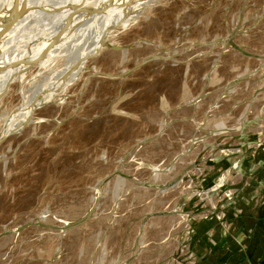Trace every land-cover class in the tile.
Here are the masks:
<instances>
[{
    "label": "rangeland",
    "instance_id": "374dc122",
    "mask_svg": "<svg viewBox=\"0 0 264 264\" xmlns=\"http://www.w3.org/2000/svg\"><path fill=\"white\" fill-rule=\"evenodd\" d=\"M146 2L0 143V264H187L230 191L219 163L264 149V0ZM45 17L6 50L36 47ZM90 31L9 80L0 134Z\"/></svg>",
    "mask_w": 264,
    "mask_h": 264
},
{
    "label": "bare ground",
    "instance_id": "6f19581e",
    "mask_svg": "<svg viewBox=\"0 0 264 264\" xmlns=\"http://www.w3.org/2000/svg\"><path fill=\"white\" fill-rule=\"evenodd\" d=\"M49 1L50 0H0V98L7 90L9 80L11 79L12 81L15 75H20V70H22V68L26 65L29 66V64H31L29 63V60L35 58V56L42 51L44 45L47 44L48 46L49 43H51L53 46L49 51L47 50L49 47L46 49L48 53L44 50L41 55L38 56V59H43L45 53L49 54L48 56H51L56 52H59L68 42L67 39L72 34H77L76 36H79L86 34L87 31L91 30V40L88 42H85L84 40V43L81 44L82 46L80 45L79 47L80 51L75 53V57L68 62L61 72H59L48 90L45 87H42L41 90L39 89L40 91L38 93H34L35 95L32 97L30 96V98L24 102L20 112L18 113L16 111L18 113L17 117L10 122L6 129H3V132L1 131L2 133L0 134V138L14 129H21L23 127V123L26 120L29 121L36 106L46 99L48 100L53 93L60 90L62 85L67 80H70L77 75L80 70H82L84 63H86L89 59L88 57L99 53L108 34L115 29L116 26L123 27L131 18L133 19L137 17V14L134 13H136V11L141 8L147 0H53L52 3H48ZM18 13L20 15H18ZM34 15H44V17L46 15L51 20L50 25H48V27L45 26L46 28L44 30H46V32H43L46 34L43 36L41 42L30 50H26L24 48L20 49L21 47L16 49L15 43L13 47L15 49L7 51V44L15 39L19 32L23 30L25 23L32 16L34 17ZM32 24L33 23L31 22V25ZM31 30L33 31V29ZM54 35L57 36L56 38L54 37L55 39L51 38L52 40H48V38ZM27 37L29 38V36ZM33 37L35 38V36ZM47 61L48 58L41 61L39 60L38 63H35H40L42 65L46 64L45 62ZM67 72L71 74H69V79H67L65 75Z\"/></svg>",
    "mask_w": 264,
    "mask_h": 264
},
{
    "label": "crops",
    "instance_id": "0c3cea01",
    "mask_svg": "<svg viewBox=\"0 0 264 264\" xmlns=\"http://www.w3.org/2000/svg\"><path fill=\"white\" fill-rule=\"evenodd\" d=\"M240 151L235 149L228 164L219 163L230 173L227 188L233 196H223L222 208L213 212L217 218L194 226L187 264H264V149L257 155L242 148L245 158L234 161Z\"/></svg>",
    "mask_w": 264,
    "mask_h": 264
},
{
    "label": "water",
    "instance_id": "95a60500",
    "mask_svg": "<svg viewBox=\"0 0 264 264\" xmlns=\"http://www.w3.org/2000/svg\"><path fill=\"white\" fill-rule=\"evenodd\" d=\"M19 13H20V12H19ZM19 13H18V15H20ZM27 122H28V120H26V121L23 123V126H24ZM18 130H19V129H18ZM16 131H17V129H14V130L8 132L7 134L1 136V138H0V143H1V142H2V141H3L8 135L13 134V133H15ZM240 166H241V163H239V164L237 165V168L240 169ZM147 185H148V186H151V187H154V186H157V187H158V184H156V183H147Z\"/></svg>",
    "mask_w": 264,
    "mask_h": 264
},
{
    "label": "built area",
    "instance_id": "2783aa9c",
    "mask_svg": "<svg viewBox=\"0 0 264 264\" xmlns=\"http://www.w3.org/2000/svg\"><path fill=\"white\" fill-rule=\"evenodd\" d=\"M238 163H236L235 167H237ZM228 196H233L232 193L229 191V193H226Z\"/></svg>",
    "mask_w": 264,
    "mask_h": 264
}]
</instances>
